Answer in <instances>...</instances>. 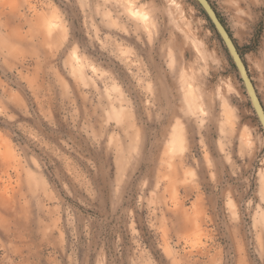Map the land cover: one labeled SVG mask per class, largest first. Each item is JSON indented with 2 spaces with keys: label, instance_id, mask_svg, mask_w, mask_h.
I'll return each instance as SVG.
<instances>
[{
  "label": "rangeland",
  "instance_id": "obj_1",
  "mask_svg": "<svg viewBox=\"0 0 264 264\" xmlns=\"http://www.w3.org/2000/svg\"><path fill=\"white\" fill-rule=\"evenodd\" d=\"M264 107V0H209ZM0 264H264V129L197 0H0Z\"/></svg>",
  "mask_w": 264,
  "mask_h": 264
},
{
  "label": "water",
  "instance_id": "obj_2",
  "mask_svg": "<svg viewBox=\"0 0 264 264\" xmlns=\"http://www.w3.org/2000/svg\"><path fill=\"white\" fill-rule=\"evenodd\" d=\"M197 2L201 5V7L206 12L207 16L213 23L215 29L217 30L218 34L220 35L222 41L224 42L225 46L227 47L238 71L239 74L245 84L246 90L252 102V105L255 109V112L258 116V119L264 129V107L263 104L258 96L257 90L255 85L251 79L249 74L248 68L237 48L235 45L231 35L229 34L227 28L221 21L220 17L218 16L216 10L213 8L212 4L209 0H197Z\"/></svg>",
  "mask_w": 264,
  "mask_h": 264
}]
</instances>
